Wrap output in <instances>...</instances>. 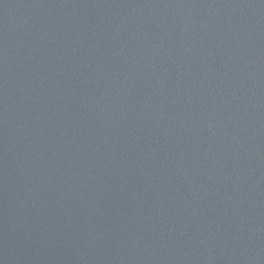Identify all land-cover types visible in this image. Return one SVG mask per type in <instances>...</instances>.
I'll list each match as a JSON object with an SVG mask.
<instances>
[{
  "label": "water",
  "instance_id": "water-1",
  "mask_svg": "<svg viewBox=\"0 0 264 264\" xmlns=\"http://www.w3.org/2000/svg\"><path fill=\"white\" fill-rule=\"evenodd\" d=\"M0 264H264L253 0H0Z\"/></svg>",
  "mask_w": 264,
  "mask_h": 264
}]
</instances>
